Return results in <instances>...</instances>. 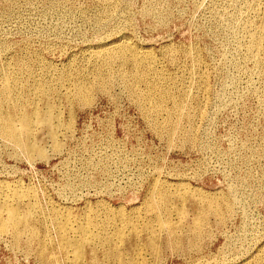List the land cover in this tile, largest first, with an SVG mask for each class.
I'll list each match as a JSON object with an SVG mask.
<instances>
[{"label":"rangeland","instance_id":"1","mask_svg":"<svg viewBox=\"0 0 264 264\" xmlns=\"http://www.w3.org/2000/svg\"><path fill=\"white\" fill-rule=\"evenodd\" d=\"M256 1L249 0L253 4L252 9H249L246 2L245 7L242 6L244 5L242 0H0V82L4 77L8 78L13 88L10 89L12 91L10 99H12H7L9 104L0 96V122L7 112L15 115L17 110L13 112V105L20 104L15 117L23 114L22 110L26 108L24 111L31 115L33 119L31 125L34 130L30 134H21L22 144L28 143L25 145L31 146L35 144L34 149L29 147L27 149L26 146L19 147L8 138H1L3 135L0 134V186L8 185L9 189L23 191L21 193L24 196L23 201L15 207L19 209V213H25L24 210L31 211L33 215L30 226L34 227L38 234L34 238L24 234L25 236L22 235L18 241H15L13 234L9 233L11 231L0 232V264H128V262L134 264L136 261L133 262V260L137 258L134 243H140L137 245L140 249V258L145 259L144 262L138 261L136 264H154V262L155 264H255V262L257 264L260 261V264H264V1ZM255 9L257 12L254 11ZM244 11L245 24L250 25L248 29L245 27V32L240 29L237 19ZM256 30L261 32L260 46H262L254 56L248 54V57V36ZM121 40L129 41L128 43L150 56L152 54L151 58L153 62L155 61V71L160 77L158 84L155 85L152 82L153 100L145 102V105L138 96H134L128 90L129 83L125 81L132 73L138 71L137 75L140 76L141 81L139 80L140 84L137 82V88L146 91L149 87L144 82L146 78L143 66L134 69L130 59L123 62L117 61L107 66L94 62V59L90 58L91 53L96 49L118 44ZM118 72L125 74V80L122 81L116 77ZM78 81L80 83H77ZM22 85L23 87H20ZM72 86L74 88L90 86L87 87L90 88L89 91L86 88L88 94L85 97L86 103L82 102L81 98L79 100L78 96L75 98L77 94ZM159 87L166 93H160L157 90ZM28 90L33 93L30 94ZM154 90L157 91L154 92ZM68 101H71V106ZM160 108L163 109L160 110ZM35 110L40 115L52 112L53 130L54 132L57 130L56 135L52 137L49 127L39 125V122L34 120ZM58 112L62 114L58 115ZM149 113H152L153 117ZM167 115L170 118H166ZM175 123H179L178 126ZM56 125H58L57 128ZM59 126L63 128L59 129ZM170 126L173 128H168ZM65 129L70 130L65 131ZM170 132L175 134L174 137ZM39 147L40 149L42 147L43 155L39 153ZM177 187L178 189L175 190ZM182 189H185L187 194ZM165 196L167 199L163 198ZM149 197L152 199L150 200ZM1 203L2 201L0 205ZM16 203L11 202L12 205ZM203 208L204 211H202ZM182 211L183 214H181ZM203 212L204 215H202ZM66 216L71 221L76 220L73 221L76 225L82 223L84 219L90 220L93 228L95 227L94 230L100 232L103 238L107 235L108 239L99 240L91 248L85 246L83 249L85 252L82 251L84 258L74 260L72 251L67 252L60 248V235L56 223L58 219ZM108 218L111 219L108 220ZM197 218L201 222L200 228L193 224L194 219ZM166 221L168 224L163 225ZM48 222L51 225H48L50 224ZM129 224L134 225L138 232L134 233L137 229L134 231L133 226ZM135 224H138V227ZM160 225L163 227L161 228ZM150 226L154 229L152 230ZM121 227H125L124 231ZM158 229L160 232H157ZM119 230L123 231L125 236L122 242L116 238ZM136 235H139V238ZM43 237L45 242L42 241ZM154 238H156L155 241ZM158 244H160L159 248ZM141 245L142 250L139 248V246L142 247ZM41 250L44 251L43 258L39 254ZM90 251L95 254L96 261L95 259L90 261ZM141 251H143L142 254ZM154 255L157 256L154 258Z\"/></svg>","mask_w":264,"mask_h":264},{"label":"bare ground","instance_id":"2","mask_svg":"<svg viewBox=\"0 0 264 264\" xmlns=\"http://www.w3.org/2000/svg\"><path fill=\"white\" fill-rule=\"evenodd\" d=\"M58 1V0H57ZM100 1V0H99ZM106 1V0H105ZM109 1V0H108ZM116 1V0H115ZM220 1V0H219ZM231 1H233V0H231ZM235 1H237V0H235ZM243 2V4L244 5H242L243 7H245V5L247 4V7L249 8V9H252V7H253V4H252V2L250 3L249 2V0H242ZM256 1V0H255ZM264 1V0H263ZM62 2V1H61ZM68 1H66V3H67ZM103 2V1H102ZM122 2V1H121ZM204 2V1H203ZM245 2H246V4H245ZM257 2V1H256ZM60 3V2H59ZM63 3V2H62ZM118 3V2H117ZM226 3V2H225ZM235 3V2H234ZM254 3V2H253ZM65 4V3H64ZM122 4V3H121ZM219 4V3H218ZM262 4V3H261ZM101 5H102V3H101ZM104 5H105V3H104ZM230 5V4H229ZM218 6V5H217ZM224 6V5H223ZM235 6V5H234ZM240 6V5H239ZM238 6V7H239ZM2 7V6H1ZM116 7V6H115ZM236 8V7H235ZM259 8H261V7H259ZM110 9H111V7H110ZM157 9V8H156ZM113 10V9H112ZM220 10V9H219ZM223 10V9H222ZM233 10V9H232ZM115 11V10H114ZM113 11V12H114ZM231 11V10H230ZM234 11V10H233ZM238 11V10H237ZM247 11V10H246ZM254 11H256V9L254 10ZM106 11H104V13H105ZM119 12V11H118ZM155 12V11H154ZM219 12V11H218ZM240 12V11H239ZM249 12V11H248ZM257 12V11H256ZM5 13V12H4ZM102 13V12H101ZM166 13V12H165ZM234 13V12H233ZM251 13V12H250ZM261 13H263V12H261ZM2 14V13H1ZM107 14V13H106ZM114 14V13H113ZM168 14V13H167ZM254 14V13H253ZM264 14V13H263ZM105 15V14H104ZM115 15V14H114ZM117 15V14H116ZM145 15V14H144ZM240 15V16H239ZM238 16H239V18H237L238 19V23L240 24V29H242L244 32H245V27H247V29L250 27V25L249 24H245V11L244 12H242V13H240ZM249 15V14H248ZM103 16V15H102ZM109 16V15H108ZM233 16V15H232ZM264 16V15H263ZM262 16V17H263ZM105 17V16H104ZM110 17H112V16H110ZM247 17V16H246ZM250 17V16H249ZM106 18H108V17H106ZM102 19V18H101ZM164 19V18H163ZM236 19V18H235ZM248 19H250V18H248ZM253 19V18H252ZM106 20V19H105ZM234 20V19H233ZM262 20H263V18H262ZM156 21H158V20H156ZM252 21V23H253V20H251ZM250 21V22H251ZM260 21V20H259ZM264 22V21H263ZM160 23V22H159ZM249 23V22H248ZM256 23V22H255ZM254 24V23H253ZM258 24V23H257ZM264 24V23H263ZM261 26V25H260ZM256 27V26H255ZM258 27V26H257ZM260 28V27H259ZM258 28V29H259ZM264 29V28H263ZM250 30V29H249ZM248 31V30H247ZM259 31H260V29H259ZM263 34V33H262ZM263 37H264V35H263ZM248 38H249V41H247L248 42V46H247V56H248V54L250 55V56H254L255 55V53H257L258 51H260L259 50V48L262 46H260V41H261V32H258L257 30L255 31V32H253V33H251L249 36H248ZM123 39V38H122ZM264 39V38H263ZM118 40V39H117ZM126 40V39H125ZM25 41H26V39H25ZM264 41V40H263ZM129 42V41H128ZM128 42H126V41H122L121 40V42H119L118 44L116 43L115 45H110V46H108V47H104V48H100V49H96L95 51H93L92 53H91V56H90V58H93L94 59V62H98V63H102L103 65H107V66H111V64H113V63H116L117 61H119V62H123V61H125V60H127V59H130V61H131V63L133 64V66H134V69L135 68H138V67H140V66H143L144 68H145V73L144 72H142V74L144 73V77L146 78V80L144 81V82H146V85H148V89L146 90V91H141V90H139L138 88H137V85L136 84H138L139 83V80H140V76L139 75H137V72L135 73H132L131 74V76H130V78L128 79V80H125L124 78H125V74L123 75V72H118V73H116L117 75H116V77H118V78H120V80L122 79V81L123 80H125V81H127L128 83H129V89L128 90H130V92L135 96H138L140 99H141V101H143L144 102V105H145V102H150V101H152L153 99H152V95H151V92H152V88L154 89V87H151V85L153 84L152 82H154L155 83V85L156 84H158V82L157 81H159V75L157 74V71H155V65H154V62H153V60H152V58H151V56H152V54H151V56L150 55H148L147 53H145V51H143V50H140V49H138V48H136V47H134L133 45H131L130 43H128ZM196 42V41H195ZM2 43V42H1ZM6 43V42H5ZM3 44V43H2ZM29 44H31V43H29ZM15 45V44H14ZM166 45V44H165ZM5 46V45H4ZM3 46V47H4ZM8 46V45H7ZM12 46V45H11ZM30 46V45H29ZM104 46V45H103ZM163 46V45H162ZM10 47V46H9ZM21 47V46H20ZM20 47H18L19 49H20ZM174 47V46H173ZM178 48V47H177ZM9 49V48H8ZM23 49V48H22ZM28 49V48H27ZM162 49V48H161ZM264 49V48H263ZM16 50V49H15ZM170 50H171V48H170ZM175 50V49H174ZM179 51H180V49H178ZM190 50V49H189ZM206 50V49H205ZM149 51V50H148ZM195 51H197V50H195ZM200 51V50H199ZM29 52V51H28ZM181 52V51H180ZM178 53V52H177ZM177 53H175V54H177ZM170 54V53H169ZM246 54V53H245ZM244 54V55H245ZM26 55V54H25ZM32 55V54H31ZM35 55H37V54H35ZM90 55V54H89ZM168 55V54H167ZM186 55V54H185ZM200 55H202V54H200ZM238 55V54H237ZM2 56V55H1ZM13 56V55H12ZM23 56V55H22ZM29 56V55H28ZM166 56V55H165ZM198 56V55H197ZM203 56V55H202ZM35 57V56H34ZM177 57V56H176ZM183 57V56H182ZM185 57V56H184ZM209 57V56H208ZM249 57V56H248ZM20 58H23V57H20ZM37 58V57H36ZM156 58V57H155ZM174 58V57H173ZM201 58V57H200ZM252 58V57H251ZM258 58H260L259 56H258ZM166 59V58H165ZM175 59V58H174ZM178 59V58H177ZM180 59V58H179ZM204 59V58H203ZM243 59V58H242ZM255 59V58H254ZM24 60V59H23ZM32 60V59H31ZM36 60V59H35ZM88 60V59H87ZM167 60V59H166ZM169 60V59H168ZM192 60V59H191ZM257 60V59H256ZM263 60H264V58H263ZM16 61V60H15ZM30 61V60H29ZM33 61V60H32ZM197 61V60H196ZM212 61H213V59H212ZM254 61V60H253ZM259 61V60H258ZM258 61H257V63H258ZM262 61V60H261ZM9 62H10V60H9ZM38 62V61H37ZM172 62V61H171ZM181 62V61H180ZM199 62V61H198ZM201 62V61H200ZM235 62V61H234ZM250 62V61H249ZM15 63H17V62H15ZM25 63V62H24ZM27 63V62H26ZM164 63V62H163ZM256 63V64H257ZM263 63V62H262ZM12 64V63H11ZM119 64V63H118ZM174 64V63H173ZM194 64H196V62L194 63ZM202 64H204L203 62H202ZM239 64V63H238ZM260 64V63H259ZM18 65V64H17ZM95 65H97V64H95ZM165 65V64H164ZM229 65H230V62H229ZM258 65V64H257ZM27 66V65H26ZM31 66V65H30ZM87 66V65H86ZM94 66V65H93ZM117 66V65H116ZM126 66V65H125ZM128 66V65H127ZM162 66V65H161ZM173 66V65H172ZM177 66V65H176ZM180 66V65H179ZM184 66V65H183ZM186 66V65H185ZM198 66V65H197ZM201 66V65H200ZM237 66V65H236ZM259 66V65H258ZM14 67V66H13ZM16 67V66H15ZM21 67V66H20ZM91 67H92V65H91ZM100 67H101V65H100ZM104 67V66H103ZM121 67V66H120ZM123 67V66H122ZM204 67V66H203ZM229 67V66H228ZM261 67H263V66H261ZM18 68V67H17ZM28 68V67H27ZM30 68V67H29ZM106 68V67H105ZM118 68V67H117ZM116 68V69H117ZM162 68V67H161ZM202 68V67H201ZM200 68V69H201ZM232 68V67H231ZM12 69V68H11ZM23 69V68H22ZM26 69V68H25ZM31 69V68H30ZM34 69V68H33ZM122 69V68H121ZM132 69V68H131ZM197 69H199V68H197ZM229 69V68H228ZM234 69V68H233ZM21 70V69H20ZM29 70V69H28ZM36 70V69H35ZM94 70V69H93ZM99 70H102V69H99ZM110 70V69H109ZM119 71H120V69H118ZM140 70V69H139ZM32 71V70H31ZM50 71V70H49ZM81 71V70H80ZM87 71V70H86ZM96 72H97V70H95ZM108 71V70H107ZM124 71V70H123ZM126 71V70H125ZM142 71V70H141ZM160 71H161V69H160ZM186 71V70H185ZM5 72V71H4ZM10 72V71H9ZM29 72H30V70H29ZM33 72V71H32ZM76 72H78V71H76ZM133 72V71H132ZM197 72V71H196ZM226 72H228V71H226ZM7 73V72H6ZM16 73V72H15ZM14 73V74H15ZM21 73V72H20ZM24 73H25V71H24ZM27 73V72H26ZM31 73V72H30ZM52 73V72H51ZM127 73V72H126ZM167 73V72H166ZM199 73V72H198ZM203 74H204V72H202ZM228 73H230V72H228ZM228 73H226V74H228ZM2 74H3V72H2ZM12 74V73H11ZM28 74V73H27ZM50 74V73H49ZM53 74V73H52ZM80 74V73H79ZM82 74V73H81ZM100 74V73H99ZM103 74V73H102ZM107 74L109 75V73L107 72ZM129 74V73H128ZM164 74V73H163ZM208 74V73H207ZM3 75H5V74H3ZM2 75V76H3ZM7 75V74H6ZM29 75V74H28ZM199 75V74H198ZM201 75V74H200ZM230 75V74H229ZM1 76V77H2ZM10 76V75H9ZM19 76H20V74H19ZM25 76V75H24ZM31 76V75H30ZM33 76H35V75H33ZM60 76H62V74L60 75ZM99 76V75H98ZM103 76V75H102ZM161 76H162V74H161ZM169 76V75H168ZM167 76V77H168ZM225 76V75H224ZM4 77V76H3ZM42 77V76H41ZM48 77V76H47ZM70 77H71V75H70ZM79 77V76H78ZM108 77V76H107ZM115 77V76H114ZM226 77V76H225ZM235 77V76H234ZM12 78V77H11ZM17 78V77H16ZM28 78V77H27ZM33 78V77H32ZM64 78H66V77H64ZM73 78V77H72ZM88 78H89V76H88ZM87 78V79H88ZM170 78V77H169ZM205 78V77H204ZM59 79V78H58ZM67 79H69V78H67ZM75 79H77V78H75ZM74 79V80H75ZM98 79H99V77H98ZM102 79H104V78H102ZM117 79V78H116ZM116 79H114V81L116 80ZM208 79V78H207ZM206 79V80H207ZM14 80V79H13ZM22 80H23V77H22ZM73 80V79H72ZM80 80V79H79ZM92 80V79H91ZM167 80V79H166ZM171 80V79H170ZM200 80V79H199ZM233 80V79H232ZM49 81H51V80H49ZM66 81V80H65ZM76 81V80H75ZM82 81V80H81ZM97 81H99V80H97ZM105 81V80H104ZM109 81V80H108ZM111 81V80H110ZM141 81V80H140ZM182 81H183V79H182ZM202 81H205V80H202ZM16 82V81H15ZM18 82H19V80H18ZM29 82V81H28ZM42 82V81H41ZM41 82H39V83H41ZM45 82H46V80H45ZM58 82H60V80L58 81ZM63 82V81H62ZM68 82V81H67ZM74 82V81H73ZM72 82V83H73ZM87 82V81H86ZM102 82V81H101ZM138 82V83H137ZM200 82V81H199ZM25 83V82H24ZM23 83V84H24ZM26 83H27V81H26ZM38 83V85H41V84H39ZM49 83V82H48ZM51 83H52V81H51ZM71 83V84H72ZM75 83V82H74ZM77 83H80L79 81L77 82ZM82 83V82H81ZM106 83V82H105ZM113 83V82H112ZM115 83V82H114ZM142 83V82H141ZM167 83V82H166ZM170 83V82H169ZM175 83H177V82H175ZM180 83V82H179ZM15 84V83H14ZM21 84V83H20ZM29 84V83H28ZM37 84V83H36ZM44 84H46V83H44ZM44 84H42L43 86H44ZM64 84V83H63ZM84 84H86L85 82H84ZM88 84V83H87ZM99 84V83H98ZM101 84V83H100ZM107 84V83H106ZM119 84V83H118ZM140 84V83H139ZM172 84V83H171ZM204 84V83H203ZM207 83H205V85H206ZM75 85V84H74ZM89 85V84H88ZM111 85V84H110ZM114 85V84H113ZM125 85H126V83H125ZM169 85V84H168ZM178 85V84H177ZM207 85H209V84H207ZM15 86V85H14ZM19 86V85H18ZM29 86H31V85H29ZM33 86V85H32ZM53 86V85H52ZM76 86V85H75ZM94 86V85H93ZM100 86V85H99ZM102 86H103V83H102ZM105 86V85H104ZM128 86V85H127ZM139 86V85H138ZM159 86V85H158ZM161 86V85H160ZM179 86V85H178ZM183 86H185V85H183ZM201 86V85H200ZM213 86V85H212ZM235 86V85H234ZM16 87V86H15ZM20 87H23V85L22 86H20ZM26 87V86H25ZM48 87V86H47ZM50 87V86H49ZM54 87H56V85L54 86ZM63 87V86H62ZM87 87H90V86H87ZM86 87V88H87ZM125 87V86H124ZM142 87V86H141ZM164 87V86H163ZM166 87V86H165ZM164 87V88H165ZM168 87V86H167ZM171 87H173V86H171ZM175 87H177V86H175ZM204 87V86H203ZM12 87H11V84H10V82H9V80H8V78H5L4 77V79H2L1 80V82H0V96L3 98V99H9V100H11L10 99V94H11V92L12 91H10V89H11ZM19 88V87H18ZM35 88V87H34ZM41 88H43V87H41ZM58 88V87H57ZM72 88H74L73 86H72ZM86 88H84V86L82 87V86H77V87H75L74 89H75V91H76V94L77 95H75V98H76V96H78L77 98H79V100H80V98L82 99V102H87L86 101V94H87V90H86ZM95 88V87H94ZM100 88V87H99ZM106 88V87H105ZM112 88V87H111ZM128 88V87H127ZM182 88V87H181ZM184 88V87H183ZM209 88V87H208ZM207 88V89H208ZM13 89V88H12ZM15 89V88H14ZM23 89V88H22ZM27 89V88H26ZM30 89V88H29ZM37 89V88H36ZM47 89V88H46ZM88 89V88H87ZM90 89V88H89ZM89 89H88V91H89ZM96 89V88H95ZM98 89V88H97ZM110 88H108V90H109ZM167 89V88H166ZM177 89V88H176ZM200 89V88H199ZM210 89V88H209ZM208 89V90H209ZM16 90V89H15ZM34 90V89H33ZM44 90V89H43ZM42 90V91H43ZM49 90V89H48ZM53 90V89H52ZM67 90V89H66ZM65 90V91H66ZM99 90V89H98ZM104 90V89H103ZM112 90V89H111ZM110 90V91H111ZM157 90H159L160 91V93H163V92H165L162 88H157ZM157 90H154V92L155 91H157ZM172 90V89H171ZM29 92H30V90H28ZM37 91V90H36ZM39 91V90H38ZM92 91V90H91ZM94 91V90H93ZM106 91V90H105ZM179 91H180V89H179ZM19 92V91H18ZM95 92V91H94ZM172 92V91H171ZM16 93V92H15ZM31 93H33V92H30V94ZM55 93V92H54ZM65 93H67V92H65ZM72 93H74V92H72ZM89 94H91L90 92H88ZM102 93V92H101ZM108 93V92H107ZM129 93V92H128ZM166 93V92H165ZM173 93V92H172ZM200 93V92H199ZM23 94H24V92H23ZM30 94H29V96H30ZM36 94V93H35ZM71 94V93H70ZM97 94V93H96ZM103 94H104V92H103ZM109 94V93H108ZM132 94H131V96H132ZM21 95V94H20ZM41 95V94H40ZM54 95V94H53ZM62 95H64V94H62ZM88 95V94H87ZM106 95V94H105ZM110 95V94H109ZM154 95V94H153ZM158 95V94H157ZM175 95V94H174ZM180 95V94H179ZM186 95V94H185ZM28 96V97H29ZM44 96H45V94H44ZM61 96V95H60ZM66 96H67V94H66ZM69 96V95H68ZM162 96V95H161ZM163 96H164V94H163ZM172 96V95H171ZM181 96H183V95H181ZM200 96V95H199ZM11 97H13V96H11ZM35 97H38V96H35ZM113 97V96H112ZM159 97V96H158ZM157 97V98H158ZM173 97V96H172ZM179 97V96H178ZM177 97V98H178ZM32 98H34V97H32ZM57 98V97H56ZM66 98V97H65ZM71 98V97H70ZM111 98V97H110ZM160 98V97H159ZM168 98V97H167ZM166 98V99H167ZM180 98V97H179ZM183 98H185V97H183ZM196 98V97H195ZM195 98H193V99H195ZM205 98V97H204ZM21 99V98H20ZM22 99H23V96H22ZM27 99V98H26ZM25 99V100H26ZM40 99V98H39ZM53 99V98H52ZM66 99H68V98H66ZM65 99V101H67ZM91 99V98H90ZM132 99V98H131ZM152 99V100H151ZM174 99V98H173ZM186 99V98H185ZM47 100V99H46ZM45 100V101H46ZM51 100V99H50ZM49 100V101H50ZM62 100V99H61ZM60 100V101H61ZM71 100H72V98H71ZM87 100H88V98H87ZM93 100H94V98H93ZM167 100H169V99H167ZM171 100V99H170ZM182 100V99H181ZM196 100V99H195ZM27 101V100H26ZM26 101H25V103H26ZM53 101V100H52ZM92 101V100H91ZM115 101V100H114ZM135 101H136V99H135ZM172 101H174V100H172ZM185 101V100H184ZM193 101V100H192ZM198 101V100H197ZM19 102V101H18ZM17 102V103H18ZM32 102V104H33V100L31 101ZM39 102H41L42 103V101H39ZM48 102V101H47ZM46 102V103H47ZM69 102V101H68ZM71 102V101H70ZM70 102H69V105H70ZM78 102V101H77ZM93 102V101H92ZM155 102H158V101H155ZM163 102V101H162ZM182 102V101H181ZM201 102H203V101H201ZM2 103H3V101H2ZM12 103V102H11ZM14 103V102H13ZM20 103H21V101H20ZM45 103V102H44ZM58 103H60V102H58ZM57 103V104H58ZM81 103V102H80ZM90 103V102H89ZM89 103H87V104H89ZM138 103V102H137ZM136 103V104H137ZM169 103V102H168ZM176 103V102H175ZM260 103V102H259ZM7 104H9V102H8V100H7ZM24 104V103H23ZM48 104V103H47ZM54 104H56V103H54ZM63 104V103H62ZM72 104V103H71ZM82 104V103H81ZM141 104V103H140ZM150 104V103H149ZM163 104H165V103H163ZM162 104V105H163ZM179 104V103H178ZM182 104V103H181ZM190 104V103H189ZM205 103H203V105H204ZM1 105V104H0ZM5 105H6V103H5ZM12 105V104H11ZM15 105V106H14ZM13 105V112H15L16 110H17V112H18V110H19V105H17L16 103ZM29 105V104H28ZM34 105V104H33ZM50 105V104H49ZM53 105V104H52ZM67 105V104H66ZM74 105V104H73ZM86 105V104H85ZM152 105V104H151ZM171 105V104H170ZM177 105V104H176ZM175 105V106H176ZM184 105V104H183ZM202 105V106H203ZM263 105V104H262ZM7 106V105H6ZM24 105H22V107H23ZM38 106V105H37ZM44 106V105H43ZM48 106V105H47ZM71 106V105H70ZM84 106V105H83ZM82 106V107H83ZM142 106V105H141ZM155 106V105H154ZM158 106V105H157ZM156 106V109L158 108ZM182 106V105H181ZM185 106V105H184ZM197 106V105H196ZM201 106V105H200ZM33 107V106H32ZM41 107V106H40ZM57 107V106H56ZM148 107V106H147ZM165 107V106H164ZM3 108V107H2ZM8 109H9V107H7ZM24 108V107H23ZM52 108V107H51ZM70 108V107H69ZM154 108V107H153ZM170 108H171V106H170ZM33 109V108H32ZM37 109V108H36ZM48 109V108H47ZM57 109V108H56ZM163 109V108H162ZM161 108H160V110H162ZM167 109V108H166ZM176 109V108H175ZM24 110H26V108H24ZM24 110H22L23 112H21V113H23V114H21L20 116H17V117H15L16 116V114H17V112H15L16 114L14 115H12V113H9L8 114V112H7V115L6 116H2L3 118H2V120H1V122H0V134L1 135H3V136H1V138L2 137H6V138H8L11 142H13V143H15L14 145H17V146H26V148L28 149V147H29V149H34V146H35V144H34V146H31V145H25V144H28V143H25V144H22V141H21V134H30V132L32 131H34V130H32L33 129V125H31V121H32V123H33V119L31 118V115H28V114H26V112L24 111ZM34 110V109H33ZM49 110H51V109H49ZM60 110V109H59ZM177 110V109H176ZM187 110V109H186ZM191 110H193V108L191 109ZM205 110V109H204ZM8 111V110H7ZM32 111V110H31ZM39 111V110H38ZM72 111V110H71ZM149 111V110H148ZM180 111H181V108H180ZM198 111V110H197ZM200 111V110H199ZM202 111V110H201ZM145 112V111H144ZM166 111H164V113H165ZM167 112H168V110H167ZM188 112V111H187ZM52 112H46V113H44V114H39L38 112H37V110H35L34 111V114H35V118H34V120L35 121H37V122H39V125H41V124H43V125H46L47 127H49L50 128V135H52V137L54 136V134H55V132H57V130L54 132V130H53V121H52V119H54L53 118V116H52V114H51ZM59 113V112H58ZM61 114H62V112H60ZM58 114V115H61V114ZM71 113V112H70ZM74 113V112H73ZM153 113V112H152ZM152 113H149L151 116H152ZM55 114V113H54ZM68 114H69V112H68ZM143 114V113H142ZM154 114V113H153ZM156 114H157V112H156ZM160 114H162V113H160ZM166 114V113H165ZM175 114V113H174ZM180 114V113H179ZM190 114V113H189ZM57 115V116H58ZM145 115V114H144ZM147 115V114H146ZM155 115V114H154ZM158 115V114H157ZM156 115V116H157ZM170 115V114H169ZM199 115H200V113H199ZM0 116H1V114H0ZM56 116V117H57ZM69 116H70V114H69ZM149 116V115H148ZM155 116V117H156ZM171 116H173V115H171ZM176 116V115H175ZM174 116V117H175ZM181 116V115H180ZM185 116V115H184ZM197 116V115H196ZM55 117V118H56ZM74 117V116H73ZM73 117H72V119H73ZM153 117V116H152ZM200 117V116H199ZM201 117H203L202 115H201ZM146 118H147V116H146ZM159 118V117H158ZM158 118H156L157 120H158ZM161 118V117H160ZM166 118H170V116L168 117V115H167V117ZM172 118V117H171ZM177 118H179V117H177ZM184 118V117H183ZM189 118V117H188ZM204 118V117H203ZM57 119H59V118H57ZM72 119H70L71 121H72ZM150 119V118H149ZM180 119H181V117H180ZM62 120H63V118H62ZM153 120V119H152ZM162 120V119H161ZM165 120V119H164ZM167 120V119H166ZM169 120V119H168ZM171 120V119H170ZM175 120H176V118H175ZM187 120V119H186ZM185 120V121H186ZM34 121V122H35ZM58 121H60V120H58ZM66 121V120H65ZM181 121V120H180ZM184 121V120H183ZM37 122H35V123H37ZM57 122V121H56ZM164 122V121H163ZM172 122V121H171ZM171 122H169V123H171ZM175 122H178V121H175ZM186 122H188V120L186 121ZM190 122V121H189ZM193 122V121H192ZM59 123V122H58ZM58 123H56V124H58ZM67 123V122H66ZM183 123V122H182ZM60 124V123H59ZM58 124V125H59ZM63 124H64V122H63ZM68 124H69V122H68ZM151 124V123H150ZM156 124V123H155ZM161 124V123H160ZM164 124V123H163ZM173 124V123H172ZM176 124V123H175ZM177 124H179V123H177ZM176 124V125H177ZM181 124V123H180ZM186 124V123H185ZM189 124V123H188ZM34 125H37L38 126V124H34ZM58 125H56V128H57V126ZM174 125V124H173ZM187 125V124H186ZM194 125V124H193ZM70 126H71V124H70ZM153 126V125H152ZM165 126V125H164ZM167 126V125H166ZM178 126V125H177ZM176 126V127H177ZM180 126V125H179ZM184 126V125H183ZM183 126H181V127H183ZM195 126V125H194ZM259 126V125H258ZM261 126V125H260ZM60 127H62V126H59V129H60ZM66 127V126H65ZM72 127V126H71ZM154 127V126H153ZM162 127V126H161ZM160 127V128H161ZM175 127V128H176ZM63 128V127H62ZM68 128H69V125H68ZM152 128V127H151ZM155 128V127H154ZM153 128V129H154ZM163 128V127H162ZM168 128H173V127H168ZM190 128H191V126H190ZM35 129H37V127L35 128ZM41 129V128H40ZM71 129V128H70ZM70 129H65V131H68V130H70ZM165 129V128H164ZM177 129H179V128H177ZM171 131H172V129H170ZM186 130V129H185ZM184 130V131H185ZM195 130V129H194ZM63 131V130H62ZM155 131V130H154ZM179 131V130H178ZM181 131V130H180ZM188 131V130H187ZM190 131V130H189ZM49 132V131H48ZM71 132V131H70ZM168 132V131H167ZM173 132V131H172ZM182 132V131H181ZM194 132V131H193ZM197 132V131H196ZM156 133V132H155ZM165 133V132H164ZM171 133V132H170ZM169 133V134H170ZM184 133V132H183ZM60 134V133H59ZM61 134H62V132H61ZM71 134V133H70ZM161 134V133H160ZM171 134H173V133H171ZM182 134V133H181ZM32 135V134H31ZM48 135V134H47ZM56 135V134H55ZM69 135V134H68ZM174 135L175 134H173V137H174ZM177 135V134H176ZM180 135V134H179ZM186 135V134H185ZM26 136V135H25ZM33 136V135H32ZM62 136V135H61ZM64 136V135H63ZM183 136V135H182ZM194 136V135H193ZM29 137V136H28ZM35 137V136H34ZM51 137V138H52ZM56 137H58V135L56 136ZM159 137H160V135H159ZM196 137V136H195ZM69 138V137H68ZM190 138V137H189ZM249 138V137H248ZM262 138V137H261ZM27 139V138H26ZM32 139H33V137H32ZM35 139V138H34ZM47 139V138H46ZM54 140H55V138H53ZM62 139V138H61ZM66 139V138H65ZM182 139V138H181ZM247 139V138H246ZM1 140H3V139H1ZM177 140V139H176ZM175 140V141H176ZM188 140V139H187ZM195 140H197V139H195ZM31 141V140H30ZM55 141H57V139L55 140ZM190 141V140H189ZM7 142V141H6ZM32 142H34L33 140H32ZM36 142H37V140H36ZM46 142V141H45ZM169 142V141H168ZM186 142V141H185ZM40 143V142H39ZM50 143V142H49ZM53 143V142H52ZM55 143V142H54ZM178 143H180V142H178ZM241 143V142H240ZM33 144V143H32ZM56 144V143H55ZM181 144H182V142H181ZM187 144V143H186ZM199 144V143H198ZM264 144V143H263ZM45 145V144H44ZM54 145V144H53ZM57 145V144H56ZM59 145V144H58ZM184 145V144H183ZM191 145V144H190ZM193 145V144H192ZM241 145H243V144H241ZM60 146V145H59ZM61 146H62V144H61ZM175 146H176V144H175ZM181 146V145H180ZM195 146V145H194ZM246 146V145H245ZM18 147V148H19ZM46 147V146H45ZM57 147V146H56ZM184 147V146H183ZM242 147V146H241ZM244 147V146H243ZM14 148V147H13ZM52 148V147H51ZM53 148H54V146H53ZM52 148V149H53ZM63 148V147H62ZM87 148V147H86ZM190 148H192V147H190ZM197 148V147H196ZM15 149H16V147H15ZM39 149H40V147H39ZM41 149H42V147H41ZM41 149L39 150V153H41L42 154V151H41ZM56 149H58V148H56ZM189 149V148H188ZM245 149V148H244ZM45 150V149H44ZM249 150V149H248ZM247 150V151H248ZM258 150H259V148H258ZM37 151V150H36ZM246 151V152H247ZM15 152V151H14ZM24 152H26V151H24ZM44 152H46V151H44ZM20 153V152H19ZM36 153H38V152H36ZM38 153V154H39ZM256 153V152H255ZM255 153H253V154H255ZM30 154V153H29ZM34 155V154H33ZM43 155V154H42ZM244 155V154H243ZM245 155H246V153H245ZM32 156V155H31ZM35 156V155H34ZM45 156V155H44ZM250 156V155H249ZM248 156V157H249ZM261 156V155H260ZM46 157V156H45ZM42 158H44V157H42ZM250 158V157H249ZM248 158V159H249ZM254 158H255V156H254ZM257 158V157H256ZM34 159V158H33ZM252 159V158H251ZM242 160V159H241ZM33 161V160H32ZM244 161H245V159H244ZM250 161V160H249ZM31 162V161H30ZM249 172V171H248ZM244 174V173H243ZM248 175V174H247ZM240 176V175H239ZM245 176V175H244ZM249 176H250V174H249ZM243 180V179H242ZM240 181V180H239ZM153 182H155V181H153ZM241 182V181H240ZM164 183V182H163ZM3 184V183H2ZM156 184V183H155ZM179 184V183H178ZM183 184H185V183H183ZM6 185V184H5ZM152 185V187H153V184H151ZM164 185V184H163ZM165 185H166V183H165ZM168 185V184H167ZM171 185V184H170ZM186 185V184H185ZM15 186H17V185H15ZM21 186H23V185H21ZM159 186H161V185H159ZM181 186V185H180ZM8 187V185L7 186H0V201H2V203H1V205H0V232H5V231H11V232H9V233H12L13 234V238L15 239V241H18L19 239H20V237L22 236V235H24V234H29L30 235V238L32 237V238H34L35 236H36V234H37V230L35 231L34 230V227L32 228L31 226H30V221H31V218H32V213H31V211L29 210L28 212H27V210H24V212L25 213H19V209L17 208V207H15V205H17L19 202H22L23 200H22V197H24L21 193L23 192H18L16 189H9V188H7ZM13 187V186H12ZM173 187V186H172ZM186 187V186H185ZM184 187V188H185ZM188 187V186H187ZM191 187V186H190ZM190 187H188V188H190ZM14 188V187H13ZM150 188V187H149ZM148 188V189H149ZM171 188V187H170ZM180 188V187H179ZM181 188H183V187H181ZM29 189V188H28ZM178 189V187L175 189V190H177ZM156 190H157V188H156ZM163 190V189H162ZM168 190V189H167ZM174 190V191H175ZM180 190V189H179ZM182 190H184L185 191V189H182ZM199 190V189H198ZM201 190V189H200ZM29 191V190H28ZM158 191V190H157ZM156 191V192H157ZM202 191V190H201ZM232 191V190H231ZM161 192V191H160ZM187 191H185V193H186ZM26 193V192H25ZM166 193V192H165ZM173 193V192H172ZM172 193H171V195H172ZM176 193H178L179 194V192H176ZM185 193H183V194H185ZM221 193V192H220ZM27 194V193H26ZM25 194V195H26ZM152 194V193H151ZM159 194V193H158ZM164 194V193H163ZM187 194V193H186ZM189 194H191V192L189 193ZM209 194V193H208ZM207 194V195H208ZM218 194H219V192H218ZM217 194V195H218ZM28 195H29V193H28ZM33 195V194H32ZM150 195V194H149ZM157 195V194H156ZM166 195V194H165ZM174 195V194H173ZM180 195V194H179ZM194 195V194H193ZM203 195H204V193H203ZM151 196V195H150ZM178 196V195H177ZM184 196H186V195H184ZM192 196V195H191ZM197 196V195H196ZM206 196V195H205ZM219 196V195H218ZM217 196V197H218ZM222 196V195H221ZM26 197V196H25ZM36 197V196H35ZM198 197V196H197ZM213 197H214V195H213ZM223 197V196H222ZM234 197H235V195H234ZM30 198V197H29ZM32 198H34V197H32ZM150 198V197H149ZM159 198H160V196H159ZM163 198H166L167 199V196H165V197H163ZM200 198V197H199ZM202 198V197H201ZM209 198V197H208ZM216 198V197H215ZM26 199V198H25ZM143 199V198H142ZM152 199V197L150 198V200ZM157 199V198H156ZM188 199V198H187ZM196 199V198H195ZM205 199V198H204ZM203 199V200H204ZM210 199V198H209ZM226 199V198H225ZM229 199V198H228ZM233 200H236V199H234V198H232ZM37 200V199H36ZM182 200V199H181ZM202 200V199H201ZM208 199H206V201H207ZM212 200H213V198H212ZM215 200V199H214ZM145 201H147V200H145ZM149 201V200H148ZM155 201V200H154ZM168 201V200H167ZM183 201V200H182ZM186 201V200H185ZM188 201V200H187ZM208 201H210V200H208ZM11 202H17L16 204H14V205H12L11 204ZM30 202V201H29ZM157 202H158V200H157ZM161 202H163L162 200H161ZM170 202V201H169ZM173 202V201H172ZM214 202V201H213ZM212 202V203H213ZM230 202V201H229ZM37 203V202H36ZM153 203V202H152ZM152 203H150V204H152ZM166 204H167V202H165ZM179 203V202H178ZM209 203V202H208ZM33 204V203H32ZM147 204V203H146ZM156 204V203H155ZM162 204H164V202L162 203ZM176 204V203H175ZM185 204V203H184ZM193 204V203H192ZM201 205H203V203H200ZM218 204V203H217ZM231 204V203H230ZM39 205V204H38ZM37 205V206H38ZM140 205V204H139ZM159 205V204H158ZM161 205V204H160ZM159 205V206H160ZM174 205V204H173ZM177 205V204H176ZM209 205H211V204H209ZM209 205H207V206H209ZM220 205V204H219ZM28 206V205H27ZM141 206V205H140ZM143 206V205H142ZM146 206V205H145ZM151 206H153V205H151ZM151 206H149V207H151ZM155 206V205H154ZM183 206V205H182ZM215 206V205H214ZM217 206V205H216ZM228 206V205H227ZM234 206V205H233ZM31 207V206H30ZM29 207V208H30ZM33 207H35V206H33ZM40 207H41V205H40ZM134 207V206H133ZM149 207H147V209L149 208ZM172 207V206H171ZM184 207V206H183ZM183 207H181V209L183 208ZM187 207V206H186ZM202 207V206H201ZM28 208V207H27ZM26 208V209H27ZM45 208V207H44ZM90 208V207H89ZM120 208V207H119ZM157 208H159V207H157ZM162 208H164V207H162ZM207 208V207H206ZM217 208H218V206H217ZM220 209H221V207H219ZM228 208H230V207H228ZM30 209H32V208H30ZM35 209V208H34ZM40 209V208H39ZM91 209H92V207H91ZM118 209V208H117ZM129 209H131V208H129ZM143 209V208H142ZM151 209V208H150ZM156 209V208H155ZM160 209H161V207H160ZM165 209V208H164ZM176 209H178V208H176ZM195 209V208H194ZM194 209H193V211H194ZM209 209V208H208ZM226 209V208H225ZM230 209H232V208H230ZM52 210V209H51ZM65 210V209H64ZM67 210V209H66ZM97 210V209H96ZM103 210V209H102ZM119 210V209H118ZM123 210V209H122ZM140 210V209H139ZM146 210V209H145ZM144 210V211H145ZM157 210V209H156ZM159 210V209H158ZM162 210V209H161ZM169 210H170V208H169ZM206 210V209H205ZM228 210V209H227ZM41 211H42V209H41ZM48 211V210H47ZM63 211V210H62ZM89 211V210H88ZM91 211V210H90ZM113 211V210H112ZM143 211V210H142ZM152 211V210H151ZM168 211V210H167ZM183 211H184V209H183ZM183 211L181 212V214H183ZM202 211H204V208H203V210ZM201 211V212H202ZM215 211H216V208H215ZM218 211V210H217ZM233 211V210H232ZM22 212V211H21ZM53 213H54V211H52ZM84 212V211H83ZM99 212H102V211H100L99 210ZM111 212V211H110ZM119 212H120V210H119ZM119 212H117L116 211V213H119ZM125 212V211H124ZM127 212H129V211H127ZM159 212V211H158ZM175 212V211H174ZM200 212V211H199ZM200 212V213H201ZM51 213V212H50ZM61 213V212H60ZM66 213H67V211H66ZM65 213V214H66ZM68 213H69V211H68ZM89 213V212H88ZM91 213V212H90ZM96 213V212H95ZM114 213V212H113ZM131 213V212H130ZM134 213V212H133ZM160 213V212H159ZM164 213H166V212H164ZM176 213V212H175ZM199 213V214H200ZM212 213V212H211ZM229 213V212H228ZM233 213V212H232ZM39 214H40V212H39ZM42 214V213H41ZM48 214V213H47ZM56 214V213H55ZM97 214V213H96ZM123 214V213H122ZM146 214V213H145ZM149 214V213H148ZM156 214V213H155ZM155 214H154V216H155ZM162 214V213H161ZM169 214V213H168ZM177 214V213H176ZM198 214V213H197ZM198 214V215H199ZM207 214H208V211H207ZM224 214H226V213H224ZM2 215H4V217H2ZM45 215V214H44ZM57 215H59V214H57ZM57 215H55V216H57ZM62 215H64L63 213H62ZM67 215V214H66ZM70 214H68V216H69ZM98 215V214H97ZM103 215V214H102ZM101 215V216H102ZM123 215H125V214H123ZM137 215V214H136ZM142 215H144V214H142ZM170 215V214H169ZM185 215V214H184ZM184 215H182V217H184ZM201 215V214H200ZM202 215H204V212H203V214ZM38 216V215H37ZM49 216V215H48ZM51 216V215H50ZM55 216H54V218H55ZM73 216V215H72ZM88 216H90V214L88 215ZM100 216V217H101ZM104 216H106V215H104ZM112 216V215H111ZM115 216V215H114ZM121 216V215H120ZM138 216V215H137ZM139 216H140V214H139ZM166 216H167V214H166ZM176 216H178V214L176 215ZM205 216H207L206 214H205ZM217 216H219V215H217ZM35 217V216H34ZM58 217V216H57ZM60 217V216H59ZM93 217V216H92ZM99 217V216H98ZM131 217V216H130ZM129 217V218H130ZM142 217V216H141ZM162 216H160V218H161ZM181 217V216H180ZM181 217V218H182ZM191 217V216H190ZM222 217V216H221ZM47 218V217H46ZM75 218H76V216H75ZM79 218V217H78ZM86 218H88L87 216H86ZM111 218H113V217H111ZM111 218H108V220L109 219H111ZM123 217H121V219H122ZM128 218V217H127ZM136 218V217H135ZM134 218V219H135ZM144 218V217H143ZM158 218V217H157ZM166 218H168V217H166ZM202 218V217H201ZM217 218H219V217H217ZM226 218V217H225ZM41 219V218H40ZM53 219V218H52ZM56 219V218H55ZM84 219V218H83ZM96 219H97V217H96ZM131 219H132V217H131ZM140 219H142V218H140ZM169 219H172V218H169ZM184 219V218H183ZM182 219V220H183ZM43 220V219H42ZM59 221H57V220H55V221H57L58 223H56L57 224V228H58V233H59V235H60V248L61 249H63V250H65V251H67V252H70V251H72V255H73V257H74V260H81V258L83 257L82 256V251H84L85 252V250H83L84 249V247L85 246H88V247H92L93 245H95V244H97V242L100 240H102V239H105V238H107L106 236H105V238H103V236H101V233L100 232H96L95 230H94V228H93V224L91 223V221L90 220H88V221H85V220H87V219H84L83 220V222L81 223L80 221V224H78L77 223V225H76V223H74L73 224V221L75 222L76 220H73V221H71L70 219H69V217H61L60 219H58ZM92 220V219H91ZM113 220H115V219H113ZM119 220V219H118ZM126 220V219H125ZM138 219H136V221H137ZM156 220H159V219H156ZM161 220V219H160ZM164 220H166L165 218H164ZM177 220V219H176ZM181 220V219H180ZM200 219H194V221H193V224H195L196 226H198L199 228H200V225H199V223L201 224V222L199 221ZM203 220V219H202ZM223 220V219H222ZM230 220V219H229ZM50 221H52V220H50ZM82 221V220H81ZM85 221V222H84ZM95 221V220H94ZM98 221V220H97ZM101 221V220H100ZM103 221V220H102ZM106 221V220H105ZM121 221V220H120ZM124 221V220H123ZM132 221V220H131ZM135 221V222H136ZM235 221V220H234ZM38 222V221H37ZM44 222V221H43ZM109 222V221H108ZM115 222V221H114ZM113 222V223H114ZM146 222V221H145ZM153 222V221H152ZM159 222V221H158ZM157 222V223H158ZM161 222H162V220H161ZM169 222V221H168ZM180 222V221H179ZM203 222V221H202ZM209 222V221H208ZM219 222V221H218ZM48 223H50V222H48ZM100 223V222H99ZM103 223V222H102ZM101 223V224H102ZM122 223V222H121ZM131 223V222H130ZM141 223V222H140ZM156 223V224H157ZM173 223V222H172ZM32 224V223H31ZM41 224H43L42 222H41ZM45 224H46V222H45ZM97 224V223H96ZM133 224V223H132ZM132 224H129L132 228H133V230L135 231L136 229H135V227H134V225H132ZM147 224V223H146ZM150 224H152V223H150ZM160 224H162V223H160ZM168 223H167V221H166V223L164 222L163 223V225H167ZM176 224V223H175ZM192 224V225H193ZM226 224V223H225ZM33 225V224H32ZM48 225H51V223L50 224H48ZM115 225V224H114ZM120 225V224H119ZM136 225V224H135ZM138 225V224H137ZM136 225V227H138ZM171 225V224H170ZM174 225V224H173ZM228 225V224H227ZM45 226H47V225H45ZM52 226H53V224H52ZM112 226V225H111ZM117 227H118V225H116ZM120 226H122V225H120ZM143 226V225H142ZM155 226V225H154ZM159 226V225H158ZM43 228H45L44 226H42ZM115 227V226H114ZM148 227V226H147ZM156 227V226H155ZM160 227H161V225H160ZM159 227V228H160ZM163 227V226H162ZM161 227V228H162ZM168 227V226H167ZM188 227V226H187ZM223 227V226H222ZM50 228V227H49ZM124 229H125V227H123ZM122 227H121V229H123ZM150 228H151V226H150ZM160 228V229H161ZM169 228V227H168ZM171 228V227H170ZM176 228V227H175ZM174 228V229H175ZM198 228V229H199ZM35 229H37V228H35ZM96 229H97V227H96ZM106 229V228H105ZM109 229V228H108ZM120 229V228H119ZM124 229H123V231H124ZM145 229H146V227H145ZM152 230L154 229V228H151ZM167 229V228H166ZM184 229V228H183ZM193 229V228H192ZM197 229V230H198ZM212 229V228H211ZM39 230V229H38ZM50 230V229H49ZM98 230V229H97ZM107 230V229H106ZM117 231H118V229H116ZM132 229H131V231H133ZM147 230H148V228H147ZM163 230V229H162ZM167 230H169V229H167ZM173 230V229H172ZM180 231H181V229H179ZM247 230V229H246ZM245 230V231H246ZM45 231V230H44ZM104 231V230H103ZM114 231V230H113ZM123 231H120L119 230V232H117L118 234L116 235L117 237V239L118 240H120L119 242H122V239H123V237H125L124 236V233H123ZM130 231V230H129ZM143 231V230H142ZM150 231V230H149ZM159 231V229L157 230V232ZM171 231V230H170ZM174 231V230H173ZM172 231V232H173ZM183 231V230H182ZM193 231V230H192ZM218 231V230H217ZM51 232V231H50ZM57 232V231H56ZM102 232V231H101ZM136 232H138V229L134 232V233H136ZM160 232V231H159ZM193 232H195V230L193 231ZM198 232H199V230H198ZM201 232V231H200ZM213 232V231H212ZM7 233V232H6ZM43 233H45V232H43ZM107 233V232H106ZM113 233V232H112ZM127 233V232H126ZM131 233V232H130ZM139 233H140V231H139ZM152 233V232H151ZM180 233V232H179ZM192 233V232H191ZM197 233V232H196ZM202 233V232H201ZM200 233V234H201ZM221 233H222V231H221ZM224 233V232H223ZM240 233V232H239ZM246 233V232H245ZM264 233V232H263ZM2 234V233H1ZM39 234H41L40 232H39ZM47 234V233H46ZM109 234V233H108ZM129 234V233H128ZM158 234V233H157ZM160 234V233H159ZM168 234V233H167ZM184 234V233H183ZM198 234V233H197ZM204 234V233H203ZM207 234V233H206ZM209 234V233H208ZM38 235V234H37ZM45 235V234H44ZM115 235V234H114ZM149 235H151V234H149ZM154 235V234H153ZM156 235V234H155ZM170 235H171V233H170ZM211 235V234H210ZM209 235V236H210ZM226 235V234H225ZM25 236V235H24ZM27 236V235H26ZM112 236V235H111ZM128 236V235H127ZM137 236V235H136ZM148 236V235H147ZM161 236V235H160ZM167 236V235H166ZM169 236V235H168ZM174 236H175V234H174ZM213 236V235H212ZM217 236V235H216ZM221 236H222V234H221ZM50 237V236H49ZM113 237V236H112ZM138 238H139V235L137 236ZM136 237V238H137ZM157 237V236H156ZM170 237V236H169ZM44 238V237H43ZM47 238V237H46ZM115 238V237H114ZM150 238V237H149ZM174 238V237H173ZM194 238H196V237H194ZM199 238H200V236H199ZM215 238V237H214ZM213 238V239H214ZM227 238V237H226ZM25 239V238H24ZM40 239V238H39ZM54 239V238H53ZM108 239V238H107ZM113 239V238H112ZM142 239V238H141ZM140 239V240H141ZM202 239V238H201ZM230 239V238H229ZM29 240V239H28ZM27 240V241H28ZM117 240V241H118ZM128 240V239H127ZM140 240H139V242H140ZM146 240V239H145ZM153 240V239H152ZM156 240V238H154V241ZM160 240V239H159ZM175 240H177V238L175 239ZM186 240H189V239H186ZM203 240V239H202ZM227 240V239H226ZM232 240V239H231ZM230 240V241H231ZM42 241H44L45 242V238H44V240H42ZM166 241H168V240H166ZM173 241V240H172ZM179 241H181V240H179ZM21 242V241H20ZM26 242V241H25ZM29 242V241H28ZM46 242H48V241H46ZM50 242H51V240H50ZM118 242V243H119ZM124 242V241H123ZM151 242V241H150ZM153 242V241H152ZM178 242V241H177ZM195 242V241H194ZM197 242H198V240H197ZM200 242V241H199ZM16 243V242H15ZM19 243V242H18ZM43 243V242H42ZM114 243V242H113ZM116 243V242H115ZM144 243V242H143ZM174 243H176V242H174ZM202 243V242H201ZM226 243V242H225ZM110 244V243H109ZM124 244V243H123ZM122 244V245H123ZM132 244V243H131ZM151 244V243H150ZM154 244V243H153ZM152 244V245H153ZM192 244V243H191ZM200 244V243H199ZM210 244V243H209ZM99 245H102V244H99ZM120 245V244H119ZM137 245H140V243L139 244H135L134 243V246H136L135 247V249L132 247V250L134 249L135 251H136V256L135 257H137L136 258V260H133V262L134 261H136V262H140V263H142V262H144V260L145 259H143V260H141V255H140V249H138L137 247ZM151 245V247H153ZM159 245L160 244H158V248H159ZM183 245V244H182ZM193 245H194V243H193ZM233 245V244H232ZM42 246V245H41ZM46 246V245H45ZM49 246V245H48ZM117 246V245H116ZM142 246V245H141ZM146 246V245H145ZM148 246H149V243H148ZM173 246V245H172ZM178 246V245H177ZM176 246V247H177ZM180 246V245H179ZM189 246V245H188ZM202 246V245H201ZM13 247H14V245H13ZM16 247H17V245H16ZM111 247V246H110ZM165 247V246H164ZM193 247V246H192ZM195 247H197V246H195ZM227 247V246H226ZM229 247H231V246H229ZM40 248V247H39ZM108 249H109V247H107ZM113 248V247H112ZM125 248V247H124ZM123 248V249H124ZM127 248V247H126ZM139 248H141V250H142V248H143V246L142 247H140L139 246ZM156 248V247H155ZM166 248V247H165ZM170 248V247H169ZM174 248V247H173ZM228 248V247H227ZM30 249V248H29ZM45 249V248H44ZM117 249H118V247H117ZM120 249V248H119ZM146 249H148V248H146ZM176 249V248H175ZM174 249V250H175ZM193 249V248H192ZM221 249V248H220ZM59 250V249H58ZM91 250H93V249H91ZM100 250V249H99ZM104 250H105V248H104ZM115 250H116V247H115ZM125 250V249H124ZM123 250V251H124ZM156 250V249H155ZM158 250V249H157ZM181 250H182V248H181ZM189 250V249H188ZM258 250V249H257ZM260 250V249H259ZM49 251V250H48ZM123 251H121V252H123ZM151 251H152V249H151ZM178 251V250H177ZM260 251H262V250H260ZM20 252V251H19ZM43 252L44 251H42L41 250V252L39 253L40 254V257L41 258H43L44 257V254H43ZM83 252V253H84ZM103 252V251H102ZM108 252V251H107ZM120 252V253H121ZM129 252H131V251H129ZM132 252H134V251H132ZM142 252L143 251H141V254H142ZM158 252V251H157ZM200 252V251H199ZM264 252V251H263ZM90 253H91V255H90V258H91V260L90 261H92V260H94L95 259V257H94V253H93V251L91 252L90 251ZM106 253V252H105ZM118 253V252H117ZM144 253H146V251L144 252ZM154 253V252H153ZM152 253V254H153ZM161 253V252H160ZM245 253V252H244ZM69 254V253H68ZM67 254V255H68ZM157 254V253H156ZM159 254V253H158ZM184 254V253H183ZM207 254V253H206ZM220 254V253H219ZM70 255V254H69ZM114 255H116V254H114ZM118 255V254H117ZM120 255V254H119ZM131 255V254H130ZM133 255V254H132ZM144 255H146V254H144ZM161 255H162V253H161ZM254 255V254H253ZM257 255H258V253H257ZM256 255V256H257ZM54 256V255H53ZM53 256H52V258H53ZM105 256V255H104ZM108 256V255H107ZM150 257H151V255H149ZM155 256H157V255H154L153 257L155 258ZM29 257V256H28ZM32 257V256H31ZM51 257V256H50ZM114 257V256H113ZM117 257V256H116ZM120 257V256H119ZM131 257V256H130ZM250 257V256H249ZM84 258V257H83ZM121 258V257H120ZM133 258V257H132ZM142 258H144V257H142ZM158 258V257H157ZM185 258V257H184ZM219 258V257H218ZM222 258V257H221ZM236 258V257H235ZM256 258V257H255ZM258 258V257H257ZM73 259V258H72ZM118 259V258H117ZM164 259V258H163ZM254 259V258H253ZM53 260V259H52ZM97 259H95V261H96ZM108 260V259H107ZM116 260V259H115ZM120 260V259H119ZM121 260H122V258H121ZM130 260L132 261V259L130 258ZM157 260V259H156ZM207 260V259H206ZM250 260H251V258H250ZM70 261V260H69ZM94 261V262H95ZM99 261V260H98ZM123 261V260H122ZM146 261H148V260H146ZM201 261V260H200ZM244 261V260H243ZM248 261H249V259H248ZM248 261H246V262H248ZM253 261H255V260H253ZM84 262V261H83ZM86 262V261H85ZM108 262V261H107ZM119 262V261H118ZM124 262V261H123ZM136 262L134 263V264H136ZM151 262V261H150ZM202 262H203V260H202ZM217 262V261H216ZM259 262V261H258ZM38 263V262H37ZM104 263V262H103ZM112 263V262H111ZM130 262H128V264H129ZM139 263V264H140ZM157 263H158V261H157ZM244 263V262H243ZM260 263H261V261H260ZM260 263H257V264H260ZM54 264H57V263H54ZM60 264V263H59ZM82 264H84V263H82ZM107 264V263H106ZM114 264V263H113ZM116 264H118V263H116ZM120 264V263H119ZM138 264V263H137ZM152 264V263H151ZM154 264H155V262H154ZM251 264V263H250ZM255 264H256V262H255Z\"/></svg>","mask_w":264,"mask_h":264}]
</instances>
